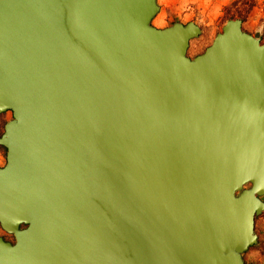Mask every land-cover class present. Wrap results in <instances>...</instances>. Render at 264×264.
Listing matches in <instances>:
<instances>
[{
    "label": "water",
    "instance_id": "1",
    "mask_svg": "<svg viewBox=\"0 0 264 264\" xmlns=\"http://www.w3.org/2000/svg\"><path fill=\"white\" fill-rule=\"evenodd\" d=\"M158 0H0V264H247L264 213V42L153 26Z\"/></svg>",
    "mask_w": 264,
    "mask_h": 264
},
{
    "label": "rangeland",
    "instance_id": "2",
    "mask_svg": "<svg viewBox=\"0 0 264 264\" xmlns=\"http://www.w3.org/2000/svg\"><path fill=\"white\" fill-rule=\"evenodd\" d=\"M158 3L161 11L153 26L165 29L177 22L184 25L194 22L201 27V36L190 43V58L203 54L231 19L242 20L244 31L264 42V0H158ZM2 115L6 122L13 119L11 112ZM6 155L7 150L1 149L0 167L6 165ZM256 231L259 243L244 255L247 264H264V213L256 218ZM0 236L14 243V237L1 227Z\"/></svg>",
    "mask_w": 264,
    "mask_h": 264
},
{
    "label": "trees",
    "instance_id": "3",
    "mask_svg": "<svg viewBox=\"0 0 264 264\" xmlns=\"http://www.w3.org/2000/svg\"><path fill=\"white\" fill-rule=\"evenodd\" d=\"M233 20V19H231ZM8 122H6L5 118H4V115H0V137L3 135L4 131H5V125L7 124ZM1 149H4L6 151L5 148L3 147H0V150ZM7 241V240H6Z\"/></svg>",
    "mask_w": 264,
    "mask_h": 264
},
{
    "label": "flooded vegetation",
    "instance_id": "4",
    "mask_svg": "<svg viewBox=\"0 0 264 264\" xmlns=\"http://www.w3.org/2000/svg\"><path fill=\"white\" fill-rule=\"evenodd\" d=\"M6 158H7V155H6Z\"/></svg>",
    "mask_w": 264,
    "mask_h": 264
}]
</instances>
